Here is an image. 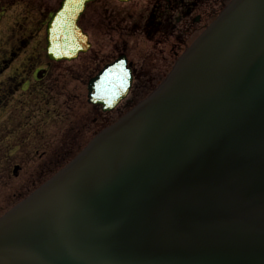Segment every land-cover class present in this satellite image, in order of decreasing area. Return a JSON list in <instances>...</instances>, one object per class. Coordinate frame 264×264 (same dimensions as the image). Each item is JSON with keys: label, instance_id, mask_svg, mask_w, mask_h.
Returning a JSON list of instances; mask_svg holds the SVG:
<instances>
[{"label": "water", "instance_id": "obj_1", "mask_svg": "<svg viewBox=\"0 0 264 264\" xmlns=\"http://www.w3.org/2000/svg\"><path fill=\"white\" fill-rule=\"evenodd\" d=\"M71 1L56 31L75 25ZM108 86L92 100L113 96L106 109L125 93ZM0 264H264V0L233 1L157 90L6 212Z\"/></svg>", "mask_w": 264, "mask_h": 264}, {"label": "rangeland", "instance_id": "obj_2", "mask_svg": "<svg viewBox=\"0 0 264 264\" xmlns=\"http://www.w3.org/2000/svg\"><path fill=\"white\" fill-rule=\"evenodd\" d=\"M59 1L0 0V4L6 2L0 5L5 10L0 12V213L12 205L15 195L26 193L60 167L68 159L60 154L72 145L71 113L78 85L68 81L61 90L55 87V74H49L52 69L45 67L44 56L39 60L27 54L23 60L3 61L15 51L22 22L30 29L37 18L44 38L45 21ZM24 10L33 14L25 15L27 20H17ZM36 68L49 72L37 78L33 74ZM57 84L61 85V80ZM81 94L84 96V87ZM14 166L18 167L16 174H12Z\"/></svg>", "mask_w": 264, "mask_h": 264}, {"label": "flooded vegetation", "instance_id": "obj_3", "mask_svg": "<svg viewBox=\"0 0 264 264\" xmlns=\"http://www.w3.org/2000/svg\"><path fill=\"white\" fill-rule=\"evenodd\" d=\"M227 0H147V8L152 10L158 7L159 12V18L160 21H158L157 25H153L152 31H158L162 28H173L175 29L174 36L179 42L182 41L181 37L188 38L189 35V29L192 25H194V16L198 19V21H207L211 18V16L216 13V11L220 10L226 3ZM114 8V7H113ZM98 11H100V7L97 8ZM103 10L104 13H110L114 14L116 11V8L112 9L109 7L104 6ZM119 14V10L117 11V15ZM92 17V15H90ZM115 18L110 19L109 22H114ZM152 21H150L151 23ZM120 27V24L118 25ZM122 28V27H120ZM119 29V28H117ZM112 30H115L113 28ZM106 31V30H105ZM107 32V31H106ZM106 32L101 34L100 39L95 41L97 45L92 47V50L88 52V56L94 54V55H105L106 56V46L102 44V40L104 42H108V39L104 38L103 35L106 36ZM114 32H110V34H113ZM117 36V35H116ZM168 41V39H159L155 41V44H160L163 42ZM124 49L119 50L118 40L114 41V44L111 46L110 54H117L119 52H124ZM176 54V52L174 53ZM128 56V54H126ZM129 58V56H128ZM163 58V56H161ZM138 64V61H137ZM160 64V65H159ZM167 63H164L162 59L159 60H152L151 62V68L154 69L156 66L159 65L157 75H159L161 71V65L163 68L166 67ZM133 69L132 64L130 65ZM138 69L139 72H146L144 69V65H142V69L135 67ZM134 70V69H133ZM81 78V77H79ZM145 80V79H143ZM146 88L145 84L143 83L141 87H137L135 92H139L142 89L144 90ZM97 110V115L91 120L93 123V127L96 128V126H101L106 124L110 118L106 114H103L100 111V108L94 107ZM96 122V123H95Z\"/></svg>", "mask_w": 264, "mask_h": 264}]
</instances>
